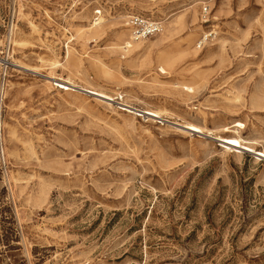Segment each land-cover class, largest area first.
<instances>
[{
	"label": "rangeland",
	"instance_id": "1",
	"mask_svg": "<svg viewBox=\"0 0 264 264\" xmlns=\"http://www.w3.org/2000/svg\"><path fill=\"white\" fill-rule=\"evenodd\" d=\"M235 130L264 150V0H0V264H264Z\"/></svg>",
	"mask_w": 264,
	"mask_h": 264
},
{
	"label": "bare ground",
	"instance_id": "2",
	"mask_svg": "<svg viewBox=\"0 0 264 264\" xmlns=\"http://www.w3.org/2000/svg\"><path fill=\"white\" fill-rule=\"evenodd\" d=\"M136 38L141 39L142 37L137 36ZM56 85L65 90H76V88L70 85L68 82L57 81ZM83 89L91 93L92 95L101 97L109 101H114L115 99L114 97L105 93L104 91L98 90L93 87H84ZM121 108L123 110L129 111L135 114L144 113L146 115L153 116L156 118L162 117V112L156 109L155 110L153 109L141 110L136 107H133L132 105H127V104H121ZM184 127L190 131L197 132V133H203L205 131L203 127L196 125L194 123H187L184 125ZM208 133L213 134L212 131H208ZM233 134L234 135H229V136L216 135V139L219 140L225 148H228V149L235 148V149H240V150H246L249 152H254L258 156L264 157V150H256L252 145H250L251 144L250 142L244 140V138H242L241 135H239L238 130H235Z\"/></svg>",
	"mask_w": 264,
	"mask_h": 264
},
{
	"label": "built area",
	"instance_id": "3",
	"mask_svg": "<svg viewBox=\"0 0 264 264\" xmlns=\"http://www.w3.org/2000/svg\"><path fill=\"white\" fill-rule=\"evenodd\" d=\"M131 22L134 26L133 33L136 37H147L161 30V23L149 21L147 19L140 18L139 16H133L131 18Z\"/></svg>",
	"mask_w": 264,
	"mask_h": 264
}]
</instances>
